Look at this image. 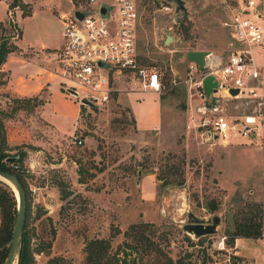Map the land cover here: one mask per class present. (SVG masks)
Listing matches in <instances>:
<instances>
[{"label": "rangeland", "instance_id": "obj_1", "mask_svg": "<svg viewBox=\"0 0 264 264\" xmlns=\"http://www.w3.org/2000/svg\"><path fill=\"white\" fill-rule=\"evenodd\" d=\"M11 1L0 0V37L38 49L61 44L60 14L72 9L68 0H21V7L10 6ZM162 4L163 0H137L139 59L162 80L158 127L154 96L132 89L136 86L130 83H123L124 89L106 104L89 108L61 83V95L49 87L52 111L47 107L45 112L56 116L58 132L44 129L36 112L39 105L4 118L19 119L29 135L23 147L29 169L25 213L35 264L54 256L65 264H82L84 246L95 237L109 240V252L119 250L117 264H264L260 241L241 238L235 245L228 234L251 206L264 202V183L257 177L234 178L246 177L254 166L264 177V122L261 127L258 119L250 123L246 133L257 135L263 128L260 136L247 141L251 143L233 139L225 148L219 140L211 145L213 138L206 139L196 129L201 99L190 88L208 68L191 72L185 52L209 49L211 60L227 54L229 33L222 27L221 0H185L184 17L162 9ZM256 20L261 23V18ZM166 34L174 41L166 43ZM2 72L8 78V72ZM219 94L220 99L237 96L222 90ZM13 97L0 87V109L9 111ZM232 97L222 104L228 102L232 115L226 118L242 132L246 116L260 115L254 101ZM72 105L75 110L80 107V115L68 111ZM65 111L69 116H61ZM58 135L61 138L54 137ZM213 203L217 208L211 210L208 205ZM188 211L204 218L219 214L217 231L199 238L185 231L182 223ZM139 222L146 224L140 240L126 236L127 227Z\"/></svg>", "mask_w": 264, "mask_h": 264}, {"label": "built area", "instance_id": "obj_2", "mask_svg": "<svg viewBox=\"0 0 264 264\" xmlns=\"http://www.w3.org/2000/svg\"><path fill=\"white\" fill-rule=\"evenodd\" d=\"M68 1L72 9L60 14L63 41L54 51V56L62 87L70 94L71 89L75 90L77 96L72 95L79 103L85 97L98 106L104 105L117 91L124 89L123 83L144 90H159L162 87L160 73L139 59L137 0ZM222 1L231 6L230 0ZM103 4L109 8L107 16L101 13ZM254 4L255 0H243L223 21L231 29L237 44L225 56L212 60L208 57L207 71L191 84V94L201 99L196 129H201L206 139L216 135L218 139L227 141L231 133L237 132L235 123H229L224 114L210 108L202 109L206 101L202 78L207 73H212L219 85L224 84V88L218 91L222 89L227 93L229 87H236L239 90L237 96L255 102L260 117L246 116L242 133L249 131L250 123L256 122V119L258 124L264 119V26L256 20L257 13L252 17L244 14ZM75 9L87 13L78 18ZM162 9L172 12L174 7L163 1ZM189 67L191 72L200 70L193 61ZM77 141L80 143L81 139ZM13 167L19 168L18 164H13Z\"/></svg>", "mask_w": 264, "mask_h": 264}, {"label": "trees", "instance_id": "obj_3", "mask_svg": "<svg viewBox=\"0 0 264 264\" xmlns=\"http://www.w3.org/2000/svg\"><path fill=\"white\" fill-rule=\"evenodd\" d=\"M10 6L14 7L16 5L22 6L21 0H12L9 3ZM32 8L23 14L31 13ZM19 46L16 43H8L7 38L0 37V67L1 64L6 60V56L9 52L17 51ZM3 70L0 69V85L6 83L7 77H5ZM14 104L11 106L9 111L0 109V169L5 171H10L16 175L18 178L23 192L26 198V177L29 175L27 170H29L25 165L26 149L24 145L26 143L10 145L6 139V130L4 124V118L7 116H12L13 113L19 108L25 107H35L43 103V98L39 95L35 96H15L12 98ZM81 106H83L81 104ZM15 150V151H12ZM8 156L16 157L13 161L7 162L6 158ZM13 164H18L19 168L13 167ZM84 178H80V181ZM67 193H63L62 197H66ZM16 196L12 187L5 181L0 179V264H6V259L8 256L10 241L13 233V226L15 222L17 206H16ZM209 209L214 210L217 208V204L213 203L208 205ZM26 210V201H25ZM28 213H25L24 223H23V233L22 240L20 243L18 251V264H35L34 248L31 246L30 237L27 232L28 226ZM146 224L144 222L131 223L127 229L124 231L126 236L134 237L140 240L143 232V227ZM264 225V202L263 204H258L251 206L249 212L241 216L236 222L232 230L228 231L230 235L229 242L233 243L234 239L238 236L243 237H261ZM140 237V238H139ZM138 240V241H139ZM127 245V241L124 240ZM154 249L160 250L157 244H151ZM110 242L106 238H91L89 239L84 250L86 252L85 259L82 264H117L120 259L118 255L119 250L114 252H109ZM45 264H65L62 258L54 256L50 258Z\"/></svg>", "mask_w": 264, "mask_h": 264}, {"label": "crops", "instance_id": "obj_4", "mask_svg": "<svg viewBox=\"0 0 264 264\" xmlns=\"http://www.w3.org/2000/svg\"><path fill=\"white\" fill-rule=\"evenodd\" d=\"M242 1L243 0H230L229 3H231V6L229 7L228 4H226L225 2L221 0V9L223 11L222 24H223V21L226 20L233 11H235V7L242 4ZM255 13L258 14V18H261V23L264 26V0H261V3L259 4H257L255 1V4L252 7H250L246 12H244V14L248 16H254ZM222 27L227 29L229 33L228 43L226 45L227 50L229 51L231 48H233V45L237 43H236V40L233 36L231 29L228 26H225L224 24ZM174 39L175 38L173 37V39L170 42L174 41ZM221 39L225 40V37ZM16 44L19 46V49L17 51L9 52L8 55L6 56V60L1 64L0 69L8 72V78H7L6 83L1 84L0 87L8 91L12 96L23 97V96L39 95L41 98H43L44 101L43 103L39 104L36 112L39 113V116L42 119V123H44V129H46L50 133L53 129H56V131L58 132L59 128L57 125L58 120L56 119V116L55 118L51 117L48 112H45V110L48 107L52 111V108L50 107L51 98H49L50 96L49 87L54 91V94L61 95V92H60L61 91L60 90L61 77L58 74V69H59L58 62L54 58L55 56L53 54V50L59 47L62 44V42L60 45L55 46V47H50V46L43 47L42 46L40 49L35 48L31 45H27L26 47H24L21 44H19L18 41H16ZM219 56H222V55H216L215 58H218ZM132 89H137V87L136 88L132 87ZM138 89L144 92H150L151 95L154 96V99L158 105V112L156 113L157 114V123H156L157 126L156 127H158L160 125L161 115H162L163 90L162 89L144 90L141 88H138ZM219 91L217 92V94H215V96L217 95V97H219L220 95ZM222 91L224 95H228L226 94L224 90ZM224 97L221 99L219 98L218 110L220 109L221 113H223L225 116L230 117L232 113H230V107H227L228 102L225 105L222 103L224 100L225 101L229 100V99H226V97H232V96L228 95L225 98ZM238 97L240 98V96H236L232 98L238 99ZM236 104L239 105L238 103H235V105ZM21 110H23V108L17 109V112L14 114L16 115L19 114ZM68 111L75 114V116L78 114L80 115V107L79 108L77 107L75 110V106L72 105L71 110H68ZM56 113L57 112H54V115ZM60 114L61 116H64V117L69 116L67 111L60 113ZM262 122H264V119L262 120ZM261 123L259 122L258 124L260 127L263 126L261 125ZM4 124H5V130H6V139L10 145L21 144L27 141L29 135L27 133V130L25 129L24 124L20 122L19 119L10 117L4 122ZM76 127L77 126H74V129L72 131H74ZM139 130H143V129H139ZM261 131L259 132L260 134H257V135L255 133L234 132V133H231L227 141H222L218 138H213V141H212L213 143H210V144L213 145L215 144V142H217V140H219L218 142H221L224 145L223 147L225 148L227 145L232 143L233 139H237V140L241 139L245 141V142H237L240 144L251 143L247 141H249L250 138L252 139V138H255L256 136H260L263 133ZM71 134H73V132L70 133L69 135ZM246 136H249V137L245 138ZM54 137L61 138L59 135L54 136ZM46 142L48 141L46 140ZM255 177H257L256 180L258 179V181L264 183V177L262 176V170L259 167L255 168L254 166L251 174L247 175L244 178H239V177H234V178L240 179V180H247V179H254ZM241 238H245V239L249 238V239H254L255 241H260L261 247L264 251V225H263V231H262L261 237L252 238V237L238 236L235 238V241H236L235 245H238V241ZM237 251L238 252L241 251L244 253V250L242 249L241 250L237 249Z\"/></svg>", "mask_w": 264, "mask_h": 264}, {"label": "water", "instance_id": "obj_5", "mask_svg": "<svg viewBox=\"0 0 264 264\" xmlns=\"http://www.w3.org/2000/svg\"><path fill=\"white\" fill-rule=\"evenodd\" d=\"M165 2L171 3L174 7L173 13L178 17H184L187 14V7L185 4V0H163ZM108 6L103 4L101 7V13L104 16L108 15ZM182 14H179V12ZM75 15L78 18H82L87 11L85 10H74ZM173 39L171 34H167L165 42L169 43ZM211 51L209 49H189L185 52V56L187 59L195 62L200 69H203L207 66V59L211 55ZM202 85L206 94V101L204 102L202 109L210 108L213 110H218V102L219 98L214 95L220 88H224V84H218L217 79H215L212 73H207L202 78ZM238 88L229 87L228 92L231 95H236L238 93ZM72 94L77 96V92L73 89L70 90ZM80 103L87 105L89 107L98 106L97 104L91 102L87 98L83 97L80 99ZM208 136L210 137V133L208 132ZM213 138H217L216 135H213ZM14 156H8L6 158L7 162H11L15 159ZM0 179L8 183L15 192V196L17 199V212L15 217V222L13 226L12 238L10 241L8 256L6 259V264H12L14 259L16 258V264H18V251L20 247V243L22 240L23 233V223L25 217V197L22 186L16 177V175L10 171H5L0 169ZM221 221V216L217 213L213 214L208 218L200 217L194 214L192 211L187 212V219L182 223V228L193 234L194 237L199 238L203 235L213 234L217 231V226Z\"/></svg>", "mask_w": 264, "mask_h": 264}, {"label": "bare ground", "instance_id": "obj_6", "mask_svg": "<svg viewBox=\"0 0 264 264\" xmlns=\"http://www.w3.org/2000/svg\"><path fill=\"white\" fill-rule=\"evenodd\" d=\"M211 55H212V54H211ZM211 55H210V56H211ZM12 264H16V258L14 259V261H13V263H12Z\"/></svg>", "mask_w": 264, "mask_h": 264}]
</instances>
